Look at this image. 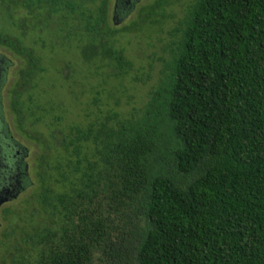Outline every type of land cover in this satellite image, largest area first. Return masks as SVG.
Wrapping results in <instances>:
<instances>
[{
    "label": "trees",
    "instance_id": "1",
    "mask_svg": "<svg viewBox=\"0 0 264 264\" xmlns=\"http://www.w3.org/2000/svg\"><path fill=\"white\" fill-rule=\"evenodd\" d=\"M171 2L115 26L112 0H0L8 114L34 146L0 264H264V0H192L124 111L122 40Z\"/></svg>",
    "mask_w": 264,
    "mask_h": 264
},
{
    "label": "rangeland",
    "instance_id": "2",
    "mask_svg": "<svg viewBox=\"0 0 264 264\" xmlns=\"http://www.w3.org/2000/svg\"><path fill=\"white\" fill-rule=\"evenodd\" d=\"M135 4L132 5L130 11L124 18L121 19V22L115 24V26H123L132 21L137 13L138 6L142 3L144 4L147 0H136ZM192 0H172L171 4L166 6L164 9V16L160 17L161 20L158 24L157 28L154 30L149 27H144L140 30L142 32H134L129 33L122 40L124 46L126 47L127 56L133 60L134 62V71L126 77L124 83V88L120 89L117 96L121 97V108L125 110H132L133 108H140L148 99V94L153 85L156 84L157 79L159 78V71L161 68V62L159 61V57L163 55V48L166 43H169L172 39V32L178 26L179 21L183 17L185 13L186 6ZM117 3V0H116ZM115 5V0H112V12ZM136 6V7H135ZM117 14H113V17ZM113 21V18H112ZM119 21V20H118ZM0 53L12 59L13 57L8 55L7 51L0 48ZM164 56H166L164 54ZM12 71L10 70V79L12 77ZM139 76L138 80H134V76ZM143 79V81L141 80ZM104 89L111 91L109 86H104ZM87 96L92 98L93 95L89 92L86 93L83 97H81L82 101H85ZM103 98V103L110 102L111 104L114 102V99H109L107 91L103 92L101 95ZM8 105V104H7ZM81 105L77 107L79 112L81 109ZM4 111L6 119L9 121L10 115L8 114V109L5 104ZM11 122V121H10ZM12 124V123H11ZM15 137L17 138L16 134ZM25 144V142H23ZM27 145L30 149L31 155L34 151V146L27 142ZM31 188L27 187L26 190H21L18 193V196L10 201L3 203L0 206V233L2 232V228L4 224L2 209L10 208L13 211H17L22 204L25 198L30 194ZM16 216V215H15Z\"/></svg>",
    "mask_w": 264,
    "mask_h": 264
},
{
    "label": "flooded vegetation",
    "instance_id": "3",
    "mask_svg": "<svg viewBox=\"0 0 264 264\" xmlns=\"http://www.w3.org/2000/svg\"><path fill=\"white\" fill-rule=\"evenodd\" d=\"M135 2L137 1L117 0L116 3L115 0L112 18L113 14H117V21L124 18ZM13 66L14 62L0 53V195L3 197H7V189L17 188L20 192L33 185L32 155L29 147L25 145L27 140L14 132L11 120L6 119L4 111L5 104L6 106L8 104L7 91L10 85L8 82Z\"/></svg>",
    "mask_w": 264,
    "mask_h": 264
},
{
    "label": "water",
    "instance_id": "4",
    "mask_svg": "<svg viewBox=\"0 0 264 264\" xmlns=\"http://www.w3.org/2000/svg\"><path fill=\"white\" fill-rule=\"evenodd\" d=\"M116 16L113 17V21L115 24H118L119 22H121V19L119 21L116 20ZM18 193L19 191L17 190V188H13V189H7L6 191V195L7 197H3L0 195V206L4 203V202H7V201H10L14 198H16L18 196Z\"/></svg>",
    "mask_w": 264,
    "mask_h": 264
}]
</instances>
